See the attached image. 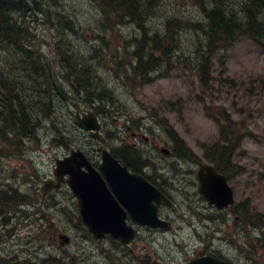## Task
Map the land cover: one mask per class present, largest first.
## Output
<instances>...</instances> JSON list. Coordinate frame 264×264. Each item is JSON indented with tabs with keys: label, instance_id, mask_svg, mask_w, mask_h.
Instances as JSON below:
<instances>
[{
	"label": "rangeland",
	"instance_id": "374dc122",
	"mask_svg": "<svg viewBox=\"0 0 264 264\" xmlns=\"http://www.w3.org/2000/svg\"><path fill=\"white\" fill-rule=\"evenodd\" d=\"M157 2L158 4L155 5L159 7L153 12V24L161 33L165 29L168 16L192 18L196 15L193 0H157ZM174 5L178 7L174 8ZM57 8L60 9L62 17L57 24L58 27L55 22L53 24L44 22L38 14L30 17V23H33L35 32V38H33L35 45L47 52L51 58L53 53L58 54L56 43L59 39L64 41L63 49L70 48L78 55L88 56L89 48L96 45L94 39L97 38L98 33L101 32L104 35L106 49H97L98 52L103 53L104 57L101 77L104 78V82H109L107 84L112 87L120 102L119 108L112 116L104 117V131L109 130L120 134L128 129V125L133 124L134 126L129 128L136 129V126L142 122L145 130L155 134L159 141L163 139L171 141L173 139L171 133L160 124L162 118L166 117L165 123L173 127L172 130L178 133L176 135L183 137L186 144L197 155L198 158L194 157V159L200 161L203 160L201 159L202 144L213 142L218 136V123L213 116L207 114L206 107L208 106L211 110H226L227 113L232 114L237 123L240 121L246 123L238 130L244 136H241V147L236 153L235 162L242 167L245 174L234 178L231 182L236 192V199L240 202L249 198L255 211L264 213V50L262 48L247 39H242L233 48L216 56L214 67L217 70L209 80L208 88L203 87L194 68L185 67L184 69L182 64L175 69L164 71L163 75L152 83L124 84L123 81H127V78L123 76L124 73L118 74L119 72H115L111 65H116L117 59L126 65L131 61L130 51L133 50L131 38L140 37L137 27L126 22L117 25L115 20L107 24L109 29L106 25L102 27L99 22L102 15L101 9L94 0H61ZM195 40V35L184 37L186 55L192 50ZM101 44L98 40L97 46ZM112 51L118 54L114 61L111 57ZM92 58L97 65L98 57L94 55ZM58 64H60L59 58L52 61L55 71H58ZM220 74L224 77L222 80ZM231 80L234 82L230 83ZM18 91L24 92L26 89L18 87ZM74 101L75 104L70 102L72 104L70 108L69 105L59 107V118L55 121L57 125H61L63 116L73 117L76 108H89V105L85 104L81 98ZM170 101L178 102L173 109L165 106V103ZM247 126L253 136L242 133L246 132ZM39 136V144L28 146L22 157L0 159V180L20 183L23 189L28 191L38 186L40 178H45V174L52 171L54 158L67 150L59 144L52 125L45 123ZM118 137L119 139H116L117 136H114L115 142L124 137L128 139L126 134ZM88 139L92 147H97L95 140L91 137ZM149 154L155 160L172 161L169 155L166 157L161 154V157L156 150L149 151ZM186 200L179 207H186L193 214L196 209L194 206L196 200L194 196L186 197ZM49 204L50 212L40 209V212H43L42 214L51 221L48 224H45L46 221L40 223L37 219L26 222V218L23 217V219L15 218L9 228L0 226V242H6L0 245V253L4 255L13 252L23 262L41 260L49 255H66L69 250L70 254L80 251V255L84 257L90 253L91 258H85L87 264H100L102 244L91 240L85 242L88 238L84 231L75 226L77 220L68 207L65 195L51 199ZM61 207H66V210L63 212ZM70 228L74 230V241L68 249L62 248L54 240L55 230ZM247 232L249 234L245 239V255L249 257L251 264H264V226L259 232L260 241L251 235L249 227ZM168 237L169 241H166L165 245H175L176 240L180 241V239L171 238L170 234ZM30 243L36 246H31ZM234 243L238 242L234 241ZM105 245L109 249L106 250V258H117L115 253L110 252L114 244L106 243ZM45 246L48 252L39 256V250H45ZM83 246L86 248L83 249ZM236 247L241 251V245Z\"/></svg>",
	"mask_w": 264,
	"mask_h": 264
},
{
	"label": "trees",
	"instance_id": "16d2710c",
	"mask_svg": "<svg viewBox=\"0 0 264 264\" xmlns=\"http://www.w3.org/2000/svg\"><path fill=\"white\" fill-rule=\"evenodd\" d=\"M98 1L102 5L106 24L112 20L118 23L130 20L129 22L136 24L139 30L140 38L136 39V47H133L131 52L133 62L130 61L126 65L118 61L112 67L119 72L118 74L124 73L123 76L127 78V81H123L124 84L149 83L162 76L164 71L174 69L183 60L184 63L190 62L185 66L194 68L203 87L208 88L209 80L213 77L215 70L214 59L221 52L231 48L243 38L252 40L264 48V0H193L196 15L192 18L170 15L162 34L152 24L153 12L159 7L155 5L158 4L157 0ZM33 2L42 6L38 8L45 13L51 7L59 5V0L45 2L0 0V47L19 49L9 56L16 58L13 61L16 68L12 65L6 69L0 68V130L11 122H26L27 127L22 126L23 131L14 129L0 135V144H9L10 152L13 154L22 152V149L13 147L11 142L17 141L23 148L25 140L31 141L29 138L37 136V132H33V126L40 127L43 117L51 115L49 112L54 106L63 105V102L67 103L71 97L84 98L87 104L94 106L98 113L105 116L120 104L113 90L98 73L92 58L94 55L100 56L101 53L97 49H104L102 44L90 48L88 56L78 55L70 48L65 49L61 58L59 75L44 62L43 65L39 64V56L34 55V52L25 50L28 30L21 24L25 23L24 17L27 12L34 10L31 7ZM175 7L178 6L174 5ZM183 35L196 36L194 46L187 55L185 48L182 47ZM104 40L103 37L100 38L101 42ZM95 51L97 52L94 53ZM113 55L116 57V52H113ZM96 60L100 64L103 63L101 57ZM159 71L162 72L158 73ZM156 72L157 75L152 74ZM31 75L39 81L49 82L48 87L45 88L43 84L38 83L36 87L21 95L18 91L20 85L18 81ZM231 82L234 81L231 80ZM22 103L32 107V110L27 112L25 108H19ZM206 112L218 122L220 131L217 142L206 146L205 155L217 165L218 169L224 171L228 178L236 176V173L242 170L235 163L243 135L238 130L246 123L245 121L237 123L226 110H211L207 106ZM165 120L162 118L161 126L172 133L173 127L165 123ZM67 128L65 124L63 129L69 132ZM246 130L242 133L253 136L248 126ZM71 138L67 135L63 144L68 146ZM2 147L3 145H0V151L3 150ZM113 150L118 155L117 150ZM132 154L139 160V153L132 150ZM21 204L34 203H30L27 194L19 188L11 185L4 187L0 184V212L14 213ZM249 204L250 208L254 209L252 203L249 202ZM251 216L252 214L248 218L252 223ZM254 216L257 225L262 227L264 224L262 214L258 213Z\"/></svg>",
	"mask_w": 264,
	"mask_h": 264
},
{
	"label": "flooded vegetation",
	"instance_id": "af4514ba",
	"mask_svg": "<svg viewBox=\"0 0 264 264\" xmlns=\"http://www.w3.org/2000/svg\"><path fill=\"white\" fill-rule=\"evenodd\" d=\"M129 135L128 139H122L116 145L118 153L116 157L122 165L127 167L130 173L144 176L171 199L172 207L167 204L159 206V216L162 220L171 221L172 224L170 230L164 231L161 227L153 228L141 224L129 214L127 222L137 231L136 238L130 244L121 245L111 235H105L101 240L92 239L89 235L92 242L102 244V262L100 264H187L204 256L222 259L227 264H251L249 257L245 255L244 248V241L248 235L246 209L218 210L215 206L210 205L198 192L197 165H190L174 146L167 147L168 155L172 161L154 160L150 154L147 155L146 153L147 158L137 160L133 157L132 148L142 147L143 149L147 142L149 144L156 143L155 149L160 148L154 137L145 136L138 131H132ZM102 148L101 146L91 147L92 153L89 152L90 150L86 152L93 166L101 172ZM158 153L161 152L158 151ZM62 187L51 191L48 196L61 197V190L69 189L67 191L68 198L70 201H74L75 198L70 188L67 185ZM193 196L196 200L194 205L196 209L193 214L186 207L177 208L179 203L187 201L186 197ZM240 211L242 214H239ZM81 227L86 230L83 223ZM66 231L70 235L73 233L72 228L70 230L61 229V231L59 229L56 231V235ZM169 234L171 238L180 239V241L176 240L175 245H165V242L169 241ZM234 240L242 245L241 251L234 246ZM106 243L114 244L110 252L115 253L117 258H106V250H109L105 245ZM86 246H83V249ZM77 253L78 261L74 263L75 256H70L67 259V264H87L85 258H91L90 253L85 257L80 255V251Z\"/></svg>",
	"mask_w": 264,
	"mask_h": 264
},
{
	"label": "water",
	"instance_id": "95a60500",
	"mask_svg": "<svg viewBox=\"0 0 264 264\" xmlns=\"http://www.w3.org/2000/svg\"><path fill=\"white\" fill-rule=\"evenodd\" d=\"M76 119L87 129L100 128L98 119L92 111L83 114L82 118L77 114ZM94 135L100 137L98 132H95ZM83 166H87L89 171H83ZM102 169L114 193L136 220L153 227L164 225V222L158 217V205L155 202L161 204L168 203V201L157 188L141 176L130 174L127 168L121 166L107 149L103 150ZM67 173L70 174L68 182L78 197L83 220L95 237L100 238L105 233H111L122 243L130 241L135 236V231L126 224L127 215L123 207L108 189L101 174L92 168L81 150H73L71 155L56 159L57 182L53 179L45 180L44 194L49 189L60 186ZM199 179L201 181L200 191L209 199L210 203L223 208L234 202L233 190L227 183L226 177L219 174L212 166L202 164ZM65 240L68 241V238ZM192 264L226 263L207 257L196 260Z\"/></svg>",
	"mask_w": 264,
	"mask_h": 264
},
{
	"label": "bare ground",
	"instance_id": "6f19581e",
	"mask_svg": "<svg viewBox=\"0 0 264 264\" xmlns=\"http://www.w3.org/2000/svg\"><path fill=\"white\" fill-rule=\"evenodd\" d=\"M18 82L20 83V85L18 87H24L26 89V91L21 92V95L25 94L26 92H28L32 88L36 87V85L38 83L43 84V87H45V88L48 87V84H49V82H47V81H39V80L35 79L33 77V75L26 76L24 79L19 80ZM6 84L9 85V83H6ZM34 92H37V91H34ZM22 107L25 108V111H27V112L32 110V107L26 105L25 103H22L19 108H22ZM25 125H26V122L25 123H23V122H11L10 124L6 125L5 128H1L0 135L9 133L11 130H14V129H16L18 131H23L24 130L23 127H26ZM28 126H29V124H28ZM63 126L64 125L61 123V125H57L54 128L55 135H57L58 141H60L61 138L66 140L65 138L67 137V135L69 137H72V134L70 132H67L66 129H63ZM41 131H42L41 127H39L37 125L33 126V132H37V134H36L37 136L31 137L29 139H34V138L38 137L40 135ZM11 144L13 145V147H16L18 149H22L21 145H19V143L17 141H13V142H11ZM2 149L3 150L0 151V159L4 160V158H7V156H6L7 150L4 148H2ZM23 217H25V215L23 213L17 212V214H16L17 219H21V218L23 219ZM0 222H1L0 223L1 226H4L5 228H9V226L12 224L10 219H9V216L7 217L5 214H0ZM5 243L6 242L2 241V242H0V245L5 244ZM16 257H17V255L15 253L8 252V253L4 254L2 257H0V264H32L29 261H23V262L17 263ZM47 263L51 264L52 261L49 260V261H47Z\"/></svg>",
	"mask_w": 264,
	"mask_h": 264
}]
</instances>
